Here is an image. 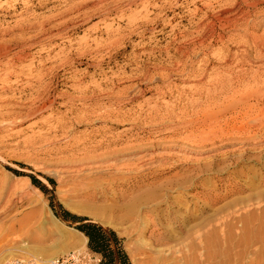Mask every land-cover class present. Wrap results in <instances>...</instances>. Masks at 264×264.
<instances>
[{
	"label": "rangeland",
	"instance_id": "374dc122",
	"mask_svg": "<svg viewBox=\"0 0 264 264\" xmlns=\"http://www.w3.org/2000/svg\"><path fill=\"white\" fill-rule=\"evenodd\" d=\"M50 210L131 264H264V0H0V259L101 256Z\"/></svg>",
	"mask_w": 264,
	"mask_h": 264
},
{
	"label": "trees",
	"instance_id": "16d2710c",
	"mask_svg": "<svg viewBox=\"0 0 264 264\" xmlns=\"http://www.w3.org/2000/svg\"><path fill=\"white\" fill-rule=\"evenodd\" d=\"M33 183L44 190L43 184L35 176H30ZM53 181L52 179H50ZM63 218L80 222L77 228L88 238L89 248L97 253H101L103 259L100 264H116L118 260L121 264H131L120 246L119 238L115 231L107 230L98 223L92 222L88 217L78 216L68 210L64 211Z\"/></svg>",
	"mask_w": 264,
	"mask_h": 264
},
{
	"label": "bare ground",
	"instance_id": "6f19581e",
	"mask_svg": "<svg viewBox=\"0 0 264 264\" xmlns=\"http://www.w3.org/2000/svg\"><path fill=\"white\" fill-rule=\"evenodd\" d=\"M207 32V31H206ZM212 34V33H211ZM204 36V35H203ZM246 101V100H245ZM247 104V103H246ZM248 105V104H247ZM250 105V104H249ZM254 105V104H253ZM243 109V108H242ZM248 109V108H247ZM251 111V110H250ZM258 125V124H257ZM249 126V125H248ZM241 128V127H240ZM249 130V129H248ZM244 131H245V129H244ZM247 132V131H246ZM262 133V132H261ZM228 135V134H227ZM229 136V135H228ZM231 138V137H230ZM254 146V145H253ZM39 192H41L39 189H38V187H36V186H34ZM157 191V190H156ZM263 198V197H262ZM34 201L36 202V204H38V208L39 209H42V210H45L46 209V204L45 203H42V202H44L43 200H42V198L41 197H36L35 199H34ZM73 210H76V211H78V212H85V211H82V210H79L78 208H75V207H73ZM50 212V214H49V216L47 217L48 218V220H50V222H52L56 227H57V229L59 230V233L62 235V237H64L65 238V240H71L72 241V243H74V244H76V245H81V246H85V242L87 241V237H86V235H84V233L83 232H81V231H79V230H77V229H72L71 227H69V226H67V225H65L64 224V221H61L59 218H57L55 215H54V213L50 210L49 211ZM88 214H91V215H93V216H95V217H97V214L96 213H93V212H88ZM263 214H264V212H263ZM1 215V214H0ZM259 215V214H258ZM244 216V215H243ZM243 216H241L242 218H244ZM246 216V215H245ZM257 216V215H256ZM247 217V216H246ZM253 218H254V215L252 216ZM241 218V219H242ZM245 220H246V218H244ZM244 219H242V220H244ZM251 219V218H250ZM250 219L248 220V221H250ZM257 219H258V217H257ZM246 220V221H247ZM264 219H262V222H264L263 221ZM253 220H251V222H252ZM250 222V223H251ZM256 222V221H255ZM241 223V222H240ZM247 223V222H246ZM253 223V222H252ZM260 223H261V221H260ZM259 223V224H260ZM248 224V223H247ZM254 224V223H253ZM259 224H258V226H259ZM262 224V223H261ZM263 225V224H262ZM245 226V225H244ZM243 226V227H244ZM246 227H248V225L247 226H245L244 228H243V231H244V229L246 228ZM215 229V228H214ZM69 230H74V232H71V231H69ZM207 230V229H206ZM205 230V231H206ZM203 236V235H202ZM200 237V236H199ZM204 237V236H203ZM161 238V237H160ZM163 239V238H162ZM166 239V238H165ZM164 239V240H165ZM162 241V240H161ZM198 242V241H197ZM202 242V241H201ZM200 243V242H199ZM205 243V242H204ZM78 247V246H77ZM62 252H63V249L61 250ZM60 250L59 251H57V252H54V253H48L47 254V259L48 260H45V261H42V262H37L36 260L35 261H33V260H27V259H17V258H13V257H9L8 259L7 258H4V256H2L1 257V259H0V264H9L10 263V261H14L15 259H17V260H21V261H23V262H28V263H30L31 262V264H47V263H50V262H52V261H54V260H56L57 258H55V259H53L54 257H56L58 254H62V252H61ZM79 250H76V251H73V252H78ZM48 252V251H47ZM40 253H43V252H40ZM72 253V252H71ZM70 254V253H69ZM43 255H44V253H43ZM68 255V254H67ZM35 258H37V259H39L38 257H36V256H34ZM59 258V257H58ZM6 259V260H5ZM5 260V261H4ZM2 261H3V263H2ZM9 262V263H8Z\"/></svg>",
	"mask_w": 264,
	"mask_h": 264
},
{
	"label": "built area",
	"instance_id": "2783aa9c",
	"mask_svg": "<svg viewBox=\"0 0 264 264\" xmlns=\"http://www.w3.org/2000/svg\"><path fill=\"white\" fill-rule=\"evenodd\" d=\"M98 261V262H96ZM99 263V259L95 257L92 253L88 251H78L72 252L68 255L61 256L56 260L47 264H96ZM9 264H31L28 262H23L21 260L11 261Z\"/></svg>",
	"mask_w": 264,
	"mask_h": 264
},
{
	"label": "crops",
	"instance_id": "0c3cea01",
	"mask_svg": "<svg viewBox=\"0 0 264 264\" xmlns=\"http://www.w3.org/2000/svg\"><path fill=\"white\" fill-rule=\"evenodd\" d=\"M87 240H88V238H87ZM97 255H101L98 259H99V261L101 262L102 261V259H103V256H102V254L101 253H97V252H95ZM97 257V256H96ZM99 262V263H100ZM116 264H121L118 260H116Z\"/></svg>",
	"mask_w": 264,
	"mask_h": 264
}]
</instances>
